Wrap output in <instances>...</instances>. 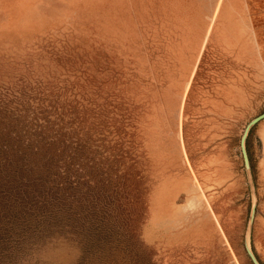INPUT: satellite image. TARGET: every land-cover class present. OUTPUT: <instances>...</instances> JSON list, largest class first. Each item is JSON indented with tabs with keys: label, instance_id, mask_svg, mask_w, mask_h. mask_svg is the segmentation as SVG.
Here are the masks:
<instances>
[{
	"label": "rangeland",
	"instance_id": "obj_1",
	"mask_svg": "<svg viewBox=\"0 0 264 264\" xmlns=\"http://www.w3.org/2000/svg\"><path fill=\"white\" fill-rule=\"evenodd\" d=\"M3 103L80 104L100 196L0 264H253L264 0H0ZM247 149L264 264V119Z\"/></svg>",
	"mask_w": 264,
	"mask_h": 264
},
{
	"label": "trees",
	"instance_id": "obj_2",
	"mask_svg": "<svg viewBox=\"0 0 264 264\" xmlns=\"http://www.w3.org/2000/svg\"><path fill=\"white\" fill-rule=\"evenodd\" d=\"M81 114L80 104H0V262L54 227L75 229L77 204L100 196L82 191L97 184L98 163L84 155Z\"/></svg>",
	"mask_w": 264,
	"mask_h": 264
},
{
	"label": "water",
	"instance_id": "obj_3",
	"mask_svg": "<svg viewBox=\"0 0 264 264\" xmlns=\"http://www.w3.org/2000/svg\"><path fill=\"white\" fill-rule=\"evenodd\" d=\"M262 119H264V113L258 115L257 117H255L248 123L241 137V143H240L244 165H245L246 177H247V181H248V185H249V189H250V193L252 197V206L250 210V216L248 220L244 245H245L246 252L248 256L250 257L253 264H262V263L260 262L255 252L253 251L251 247V242H250V235H251L252 225L254 222L256 206H257V194H256L255 182H254L253 173H252V166H251L250 157H249V153L247 149V138H248V135H249V132L252 126Z\"/></svg>",
	"mask_w": 264,
	"mask_h": 264
}]
</instances>
